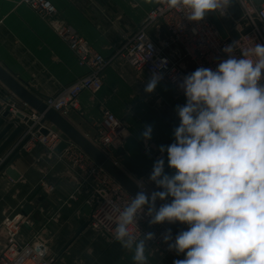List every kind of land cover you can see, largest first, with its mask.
Listing matches in <instances>:
<instances>
[{"label":"clouds","instance_id":"9594fccd","mask_svg":"<svg viewBox=\"0 0 264 264\" xmlns=\"http://www.w3.org/2000/svg\"><path fill=\"white\" fill-rule=\"evenodd\" d=\"M164 2L194 22L209 13L226 14L231 5V0ZM223 51L228 58L215 70L199 67L179 84L186 103L176 106L174 142L159 146L174 173L165 172L163 156L156 159L148 180L159 190L140 188L122 210H113L115 216L113 211L104 216L115 225L114 239L133 253L134 264H148L147 242L155 239L153 232L141 233L143 216L149 225L188 226L174 242L171 229L163 234L169 251L185 256L173 264H264V43L239 58L234 43ZM162 78L154 71L144 91L153 93ZM152 132V125L144 126L145 143ZM158 200L164 202L159 208Z\"/></svg>","mask_w":264,"mask_h":264},{"label":"crops","instance_id":"0c3cea01","mask_svg":"<svg viewBox=\"0 0 264 264\" xmlns=\"http://www.w3.org/2000/svg\"><path fill=\"white\" fill-rule=\"evenodd\" d=\"M27 1L0 0V64L45 101L85 76L88 70L78 66L69 47ZM49 1L56 7L61 21L72 26L110 60L126 39L138 31L154 5L153 0L150 3L146 0ZM150 79L147 73L138 74L124 62L114 60L105 72L102 91L95 96L83 94L81 110L70 111L67 116L96 141L97 125L104 112L115 114L127 126L128 139L139 145L142 154L153 163L157 156H163L165 172L171 175L175 170L167 166V153L161 154L159 146L174 142V129L180 123L176 106L184 105L186 98L177 88L164 84H158L153 93H146L144 89ZM10 103L24 110L0 85V106L6 108ZM10 121L18 120L12 116ZM18 122L25 127L24 122ZM145 125L153 127L152 139L147 143L140 135ZM128 139L122 147H112L107 152L118 160L126 150ZM126 151L130 157V150ZM10 166L21 178L14 182L4 172L0 175V221L35 204L42 190L48 193L50 207L42 212L45 220L33 231L28 228L23 231L25 241H32L43 230L49 241L50 256L59 257L64 264H134L132 252L122 248L119 242L108 243L89 228V216L85 213L87 193L78 202L64 205L75 192L76 184L65 164L47 158L45 148L37 146L27 157L17 155ZM152 167L153 164L143 177L134 176L149 193L159 190L148 180ZM146 255L148 264H159L158 258L148 255V250Z\"/></svg>","mask_w":264,"mask_h":264},{"label":"built area","instance_id":"2783aa9c","mask_svg":"<svg viewBox=\"0 0 264 264\" xmlns=\"http://www.w3.org/2000/svg\"><path fill=\"white\" fill-rule=\"evenodd\" d=\"M27 2L69 47L77 59L78 66L88 70L85 76L60 94L45 100L49 108L63 111L66 115L70 111L81 110L83 94L95 96L102 91L105 72L114 60L124 62L138 74L145 72L150 78L154 71L158 70L163 77L159 84L177 88L184 95L179 87L184 76L199 67L215 70L221 61L228 58L223 48L230 43L220 37L206 17L199 22L189 21L184 17V12L169 8L164 0H153V8L138 31L126 39L111 60L94 49L72 26L61 21L56 7L49 0ZM237 3L244 16L240 21L233 22L234 29L241 34L246 28H251L250 33L241 35L240 39L234 42V55L239 58L242 52L253 48L256 43H264V3L259 6L255 4V0H237ZM219 14L226 20L230 19L228 12ZM161 62H166L163 67ZM23 107L24 110H20L10 103L6 108L13 115L22 113L26 116L25 130L29 133L39 124L41 118ZM97 130L95 142L106 151L112 147H122L128 139L127 126L109 111L104 112ZM61 143L60 137L53 132L48 136L37 133L25 149L30 153L37 146H42L50 161L67 166L76 188L64 205L78 202L87 193L85 203L90 208L89 228L108 243H116L112 235L115 225L106 221L104 216L114 209L122 210L132 197L74 145L68 144L66 149L57 155L56 150ZM158 158L160 156L156 157ZM23 210L24 207L22 212ZM115 215L113 211V216ZM43 220L42 217V222ZM148 220L149 217L143 216L138 222V227L141 233H155V239L147 242L149 256L166 261L184 259V254L178 255L174 250L169 251L168 244L163 241L162 237L167 229L160 224L149 225ZM37 224L40 223L35 222L31 215L24 216L23 213L6 215L0 221V264H63L59 257L50 256L49 241L46 240L43 230L40 233L38 231L32 241L22 238L26 228L33 231ZM172 237L174 242L175 236Z\"/></svg>","mask_w":264,"mask_h":264},{"label":"water","instance_id":"95a60500","mask_svg":"<svg viewBox=\"0 0 264 264\" xmlns=\"http://www.w3.org/2000/svg\"><path fill=\"white\" fill-rule=\"evenodd\" d=\"M264 3V0H255L257 6ZM230 19L224 20L219 13H209L206 18L215 27L220 37L227 40L230 44L238 41L242 36L251 32V28H246L241 34L234 29L233 22L240 21L244 13L237 3V0H231V5L227 9ZM259 24V23H258ZM260 25V24H259ZM0 85L7 90L20 104L27 110L37 114L41 120L29 133L25 127L18 124L26 121V116L22 113H13L0 106V175L4 172L11 180L17 182L21 175L13 169L10 164L17 155L27 157L28 152L25 146L31 141L35 134L48 136L50 132L57 134L62 143L57 148V155L61 154L68 144L77 147L86 157L93 161L102 169L111 179H113L124 191L131 197L144 188L135 178L143 177L145 172L151 168L153 162L149 156L143 155L141 147L131 138L126 143V150H130L131 156L127 157V151L123 152L116 160L106 150L101 148L94 140L89 138L74 122H72L63 111H56L48 107L46 102L33 93L28 86L18 80L11 72L0 64ZM14 116L18 121H10ZM6 152V153H5ZM146 190V189H145ZM148 192V191H147ZM149 193V192H148ZM171 199L168 198V201ZM164 203L157 201V208ZM36 208L30 205L23 210L24 216H32L37 223L42 222V211L48 210V193L42 190L39 193L38 200L35 203ZM85 213L90 215V208H86ZM165 229H171L172 235L176 236L179 232L187 230L186 224L176 222L169 224L167 222L160 224Z\"/></svg>","mask_w":264,"mask_h":264},{"label":"rangeland","instance_id":"374dc122","mask_svg":"<svg viewBox=\"0 0 264 264\" xmlns=\"http://www.w3.org/2000/svg\"><path fill=\"white\" fill-rule=\"evenodd\" d=\"M223 19H225L223 16H221ZM30 206H32V207H35L36 208V205L35 204H33V205H30ZM45 212V211H44ZM47 212V211H46ZM45 220V219H44ZM56 220H58L57 218H56ZM45 238H47V235L45 236ZM47 240V239H46ZM48 241V240H47ZM149 255V254H148ZM58 258V257H57ZM159 260V264H173V261H166V260H164V259H162V260H160V259H158ZM64 264V263H63Z\"/></svg>","mask_w":264,"mask_h":264}]
</instances>
